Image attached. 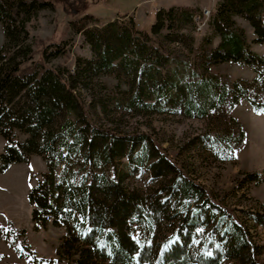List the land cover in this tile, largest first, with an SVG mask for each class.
I'll use <instances>...</instances> for the list:
<instances>
[{"label": "trees", "instance_id": "obj_1", "mask_svg": "<svg viewBox=\"0 0 264 264\" xmlns=\"http://www.w3.org/2000/svg\"><path fill=\"white\" fill-rule=\"evenodd\" d=\"M50 8L53 0H0L5 32L0 135L6 140L0 171L29 162L34 154L44 157L47 171L28 197L36 229L50 222L66 229L59 259L67 264H263L264 246L248 221L264 226V205L250 210L244 221L150 136L116 132L97 116L112 107L208 119L214 128L199 142L215 156L236 159L246 131L232 109L243 99L257 111L264 109V53L249 46L236 17L248 20L254 42L264 44V0H220L206 25L211 33L198 46L194 7L157 10L151 33L128 13L127 20L91 27L81 19L93 14H85L74 23L93 55L77 56L74 69L52 62L67 54L68 40L46 45L36 59L29 25ZM184 37L201 66L187 69L189 74L174 66L177 55L168 48ZM215 38L220 40L213 45ZM224 62L249 65L255 75L233 78L211 71ZM106 75L117 84L99 82L102 89L95 90L94 81ZM82 89L92 91L91 98ZM123 158L135 169L146 167L156 186L148 191L124 186L118 167ZM246 180L259 184L264 175L248 172ZM24 250L33 254L28 246Z\"/></svg>", "mask_w": 264, "mask_h": 264}, {"label": "rangeland", "instance_id": "obj_2", "mask_svg": "<svg viewBox=\"0 0 264 264\" xmlns=\"http://www.w3.org/2000/svg\"><path fill=\"white\" fill-rule=\"evenodd\" d=\"M219 1L53 0L54 8L43 10L29 25L31 38H35L36 59L42 56V49L46 45L66 40L70 43V49L66 55L55 58L52 61L54 64H64L74 69L77 56H92L91 46L85 42L82 33H77L74 23L76 18L85 14H93V17L84 16L81 19L82 23L91 27L103 26L115 19L127 20L123 15L128 13V17H135L141 29L151 33L156 11L161 8L183 5L194 7L199 13L205 7L213 11ZM236 20L243 28L249 46L258 53H264V44L254 42L255 35L250 22L241 16H237ZM210 33L211 28L208 26H205L203 31H194V46H198ZM185 39L187 38L184 37V41L179 43H170L168 48L177 55L174 66L189 74L187 69L192 70L190 68L193 67L200 70L201 66L189 50V40ZM219 40L215 38L213 45ZM4 42L5 32L0 22V48ZM210 69L212 72L229 74L233 78L251 79L255 75L251 66L233 62L217 64ZM94 82L97 85L95 90L98 91L102 89L99 82L108 84L110 88L117 84V80L108 75ZM91 92L82 89L86 99L91 98ZM109 110H100L98 123L122 134L150 136L166 148L171 159L184 163L188 173L205 185L214 197L225 203L231 214L248 221L250 210L263 207L264 180L258 184L247 181L246 178L248 172L264 175V109H253L245 99L232 109L231 115L244 126L246 140L236 153V159L230 161L206 151L204 144L199 142L200 135L214 128L208 119L183 115L142 114L112 107ZM5 145L6 140L0 135V155ZM118 167L124 186L140 191H148L156 186L157 181L152 178L146 167L135 169L130 165L128 158H123ZM46 171V161L39 154L32 155L29 162L14 163L5 171H0V264H67V260H60L57 253L66 229L51 222L46 228L36 229L32 220L33 206L29 202V192ZM242 185L244 187H241ZM248 225L253 227L251 231L257 243L264 246V226L254 227L253 221H248ZM25 246H28L33 254L26 250L20 251ZM34 256L43 258L44 261L38 262ZM260 261L264 264V248Z\"/></svg>", "mask_w": 264, "mask_h": 264}, {"label": "built area", "instance_id": "obj_3", "mask_svg": "<svg viewBox=\"0 0 264 264\" xmlns=\"http://www.w3.org/2000/svg\"><path fill=\"white\" fill-rule=\"evenodd\" d=\"M212 10L210 8H202V10L197 13L194 18L195 22V31H203L204 27L207 25V22L211 16Z\"/></svg>", "mask_w": 264, "mask_h": 264}]
</instances>
